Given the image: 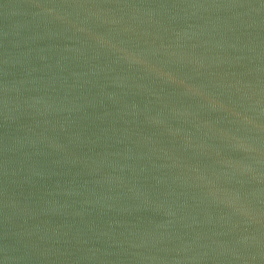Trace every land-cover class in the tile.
Segmentation results:
<instances>
[{"label":"water","instance_id":"water-1","mask_svg":"<svg viewBox=\"0 0 264 264\" xmlns=\"http://www.w3.org/2000/svg\"><path fill=\"white\" fill-rule=\"evenodd\" d=\"M0 264H264V0H0Z\"/></svg>","mask_w":264,"mask_h":264}]
</instances>
